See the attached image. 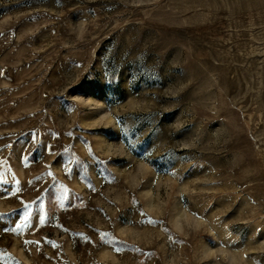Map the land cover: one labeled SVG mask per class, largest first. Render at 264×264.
I'll return each mask as SVG.
<instances>
[{"label":"rangeland","instance_id":"374dc122","mask_svg":"<svg viewBox=\"0 0 264 264\" xmlns=\"http://www.w3.org/2000/svg\"><path fill=\"white\" fill-rule=\"evenodd\" d=\"M0 264H264V0H0Z\"/></svg>","mask_w":264,"mask_h":264}]
</instances>
